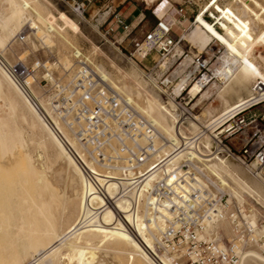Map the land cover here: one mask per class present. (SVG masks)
Returning <instances> with one entry per match:
<instances>
[{"label":"built area","instance_id":"1","mask_svg":"<svg viewBox=\"0 0 264 264\" xmlns=\"http://www.w3.org/2000/svg\"><path fill=\"white\" fill-rule=\"evenodd\" d=\"M60 1L85 19L97 0ZM183 11H178L180 17ZM95 17L97 22L101 20L98 28L106 25L104 38L111 33L120 36L121 43L130 38L134 48L131 59L162 95L170 110L174 137L136 110L83 49H73L72 72L64 71L71 74L68 78L54 74L55 65L49 62L29 65L20 59L11 62L5 56H0V62L65 143L84 173L91 197L103 199L99 205L90 202L98 217L111 209L135 234L133 221L144 215V229L153 239V248L135 235L157 264H240L236 244L214 234L217 224L233 217L234 206L210 167L216 161H227L243 168L249 178L264 181V115L256 110L264 101L237 107L207 127L198 119L202 115L197 111L200 94H194L193 89L202 90L215 79L212 49L192 57L183 52L169 63V55L175 58L182 40L172 19L159 18L145 35L141 29L144 36L140 37L133 36L140 23L133 27L113 0H106ZM17 40L23 42L26 37L19 35ZM154 52L159 61L149 69L143 61ZM142 53L144 57L139 59L137 55ZM40 70L43 74L38 80ZM31 75L51 114L75 145L33 94L27 82ZM262 87L256 84L253 93L257 95ZM153 222L161 225L158 233L151 228Z\"/></svg>","mask_w":264,"mask_h":264},{"label":"bare ground","instance_id":"2","mask_svg":"<svg viewBox=\"0 0 264 264\" xmlns=\"http://www.w3.org/2000/svg\"><path fill=\"white\" fill-rule=\"evenodd\" d=\"M3 1L16 23L31 17L29 31L36 30L39 21L49 33L56 32L65 39L70 31L80 32L79 25L66 13L55 16L45 12L44 5L37 0ZM226 4L222 6L220 0H215L206 5L207 9L197 16L196 29L187 39L202 51L211 42L225 49L219 81L226 87L235 83L249 91V95L237 103L227 104L218 113L208 109L207 127L237 107L264 101V68L256 57L257 49H264V0H230ZM2 11L0 3V14ZM206 12L212 13L215 22L206 18ZM138 55L144 57L143 53ZM0 56H3L1 52ZM258 57L264 59L262 53ZM98 70L131 104L138 105L134 93L124 91V85L105 67L99 66ZM254 80L263 86L257 95L249 90ZM204 89L195 87L193 93L200 94ZM148 95L142 104L147 108L149 120L168 137H174V125L167 118L170 110L161 95L156 88H150ZM191 125L197 129L196 123ZM34 147L39 152L37 156L33 153ZM55 171L64 180L67 178L66 189L54 179ZM210 171L226 187L233 206L240 205V208L237 206L239 213L233 208V217L214 227L215 236L219 237L220 229H228L226 232L237 246L240 264H264V234L255 208L247 202L249 198L264 206V181L247 177L243 168L223 160L212 163ZM108 193L113 195L112 191ZM91 195L84 173L65 143L0 62V264H157L136 238L140 235L153 248V239L144 229V215H138V221H133L135 235L111 209L106 208L98 217L97 210L90 209V202L99 205L103 199ZM119 207L126 209L121 203ZM127 217L131 220L128 214ZM151 228L158 233L161 225L153 222ZM99 248L113 251L116 257L99 256Z\"/></svg>","mask_w":264,"mask_h":264},{"label":"rangeland","instance_id":"3","mask_svg":"<svg viewBox=\"0 0 264 264\" xmlns=\"http://www.w3.org/2000/svg\"><path fill=\"white\" fill-rule=\"evenodd\" d=\"M37 1L44 5L43 10L45 12L50 11L55 16H58L60 12L66 13L79 25L80 32L75 33L70 31L66 35L67 38L65 39L56 32L49 33L45 24L39 21L36 23V30L33 29L29 31L27 28L31 27V17L25 18L22 21L16 23L12 13H10L11 11L9 6L6 5L3 0H0L3 10L0 14V52L2 53V55L5 56L11 62H15L17 61V59H20L26 61L29 65H34L37 62H49L48 65H55L52 68L54 74H66V77L68 78L67 74L72 72L73 63L71 59V53L73 49H83L85 53L91 58H93L96 63H99L97 64V68L99 66L105 67V69L112 74L116 81L124 85V91H126L125 89H127L128 91H132L134 93L133 97L135 98L136 102H138V105H132L142 115L150 119L147 113V108L143 106L142 103L146 102L147 98H149V89L155 87L151 85L146 78L143 77L142 67H140V65H136L131 59V53L134 51V48L133 44L130 42V38H127L123 43H121L120 36L115 35L113 33L107 35L106 38L102 36V34H104L105 32L106 25L101 28H98V23H101V20L97 22V17H95L96 10L99 8L97 7L98 5H96V7H93L94 5H92L91 9L88 10V13L86 14V18L84 19L83 17H80L76 13L72 12L67 6V4L63 1ZM113 1L114 6L119 12H122L123 15L130 14L134 23H140V25L134 30L133 36L143 37L146 33H148L151 29L156 26L159 19L158 17L172 19L176 35L178 37H181V39L183 37V40H181L178 45V50H180V53L177 50V53H175V58H173L172 55H169V61H167L169 63H173V61L177 60L179 55H181L183 52L192 57L193 55H196L198 53L205 54L208 49H212V51L214 52L212 63L215 64V79L210 82L208 86L200 93V97L197 102L199 104L197 111L199 112V114H202L200 116V121L205 123V125H208L210 121V119L206 120L205 118L206 111L208 109L215 110L216 113H218L223 109V107L225 108L227 104L232 105L234 103L239 102V100L241 99L247 98V96L249 95V91L240 89L235 83L233 84L232 82L228 84L229 87H226L225 85H222V83L219 81L218 75L223 71L222 67L224 66L222 62L225 59L223 55L225 49L221 48L216 42H211L205 48V50L202 51L198 46L193 44V42H190L191 40L187 39V37L191 35L192 31L196 29L195 26H197V24L195 22L198 14L200 12H204L207 9V6L211 5L215 0ZM151 1L157 2L153 3ZM229 1L230 0H220V4L222 6H225L227 5L226 3H229ZM180 9L184 10L182 17H180L178 13ZM205 14L206 18L210 22H215L214 17H211V12H206ZM215 14L217 13L215 12ZM141 29L144 31V35L141 34ZM19 35H24L26 37V40L23 42H19L17 40V37ZM260 53H262L264 57L263 48L257 49L256 57L258 63L264 68V59L261 60L258 57ZM137 56L139 59L142 58L141 55ZM158 61L159 57L157 53L154 52L147 60L143 61V64L144 66H147L149 69H151L153 66H155ZM177 63L173 65L171 71L175 68ZM65 70L69 73L64 72ZM42 74V70L36 73L38 80L41 79ZM69 76H71V74H69ZM34 79L35 77L31 75L28 78L27 82L33 89L38 100H40L43 105L49 110L45 99L42 97V89L37 85V83L36 85L34 84ZM233 79L232 81L235 82V77ZM258 83L259 82L256 80L252 81L250 83L249 90L252 91L254 86ZM220 93H222V98H220V100L223 99L224 101L218 100ZM256 108L258 114L263 116L264 102L258 105ZM167 118L168 120H170V124H173L170 117L168 116ZM65 133L71 139V137L66 131ZM25 137L28 139L29 135L26 134ZM32 149L35 156H37L39 154L38 150H36L35 147ZM56 173L58 174L59 172L55 171L54 179L56 177V180H59L58 182L62 183V188L66 189V182H68L67 178L64 180L63 177H61L62 175L60 173L58 175ZM246 176L250 177L247 173ZM262 192L264 193V183H262ZM247 202L249 204L251 203L252 206L255 208L258 214L260 228L264 234V206L258 204L255 200L249 198L247 199ZM235 206H238L240 208L239 204H235ZM236 207H234V210L239 213V208ZM226 231H228V229L226 228L220 229L219 238L223 235L230 242H232V240L230 239V235ZM98 250L100 252H98L99 256L101 257H108V259L116 257L113 251L109 249L107 250V248H99Z\"/></svg>","mask_w":264,"mask_h":264},{"label":"crops","instance_id":"4","mask_svg":"<svg viewBox=\"0 0 264 264\" xmlns=\"http://www.w3.org/2000/svg\"><path fill=\"white\" fill-rule=\"evenodd\" d=\"M105 1H106V0H97L93 7H96V5H98L97 7L100 8V7L105 3ZM151 2H153V1H151ZM155 2H157V1H154L153 3H155ZM93 7H92V8H93ZM121 13H122V12H121ZM122 14H123V13H122ZM124 16L128 19V22H129V23H132V24H133V27H137V26H138L139 22L134 23V22H133V19H132V17H131L130 14H125ZM158 18H161V17H158Z\"/></svg>","mask_w":264,"mask_h":264}]
</instances>
